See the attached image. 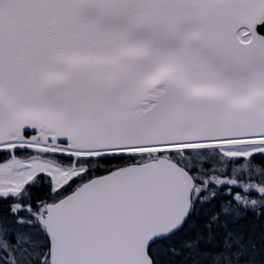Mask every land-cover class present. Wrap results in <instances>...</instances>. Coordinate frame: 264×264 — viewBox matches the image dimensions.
<instances>
[{
    "label": "snow or ice",
    "instance_id": "obj_1",
    "mask_svg": "<svg viewBox=\"0 0 264 264\" xmlns=\"http://www.w3.org/2000/svg\"><path fill=\"white\" fill-rule=\"evenodd\" d=\"M0 264H264V0H0Z\"/></svg>",
    "mask_w": 264,
    "mask_h": 264
}]
</instances>
